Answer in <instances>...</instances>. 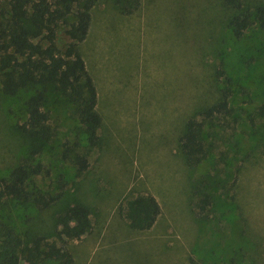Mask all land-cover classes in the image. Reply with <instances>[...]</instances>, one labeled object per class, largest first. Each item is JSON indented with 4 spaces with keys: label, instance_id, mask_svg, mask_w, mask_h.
Segmentation results:
<instances>
[{
    "label": "rangeland",
    "instance_id": "obj_1",
    "mask_svg": "<svg viewBox=\"0 0 264 264\" xmlns=\"http://www.w3.org/2000/svg\"><path fill=\"white\" fill-rule=\"evenodd\" d=\"M7 10L1 0L0 19ZM230 13L223 0H98L80 49L99 92L102 143L90 148L74 103L54 95L45 105L54 136L31 155L19 130L26 96L0 90V179L40 161L49 173L35 176L33 186L48 197L62 194L45 209L4 197L2 219L25 239L46 235L60 245L56 211L88 205L92 231L68 239L76 264H190V256L201 264H264V29L255 24L236 37ZM73 19L58 26L61 48ZM225 87L231 114L207 124L209 156L191 172L178 138L187 119L216 103ZM77 153L89 159L84 172ZM147 192L162 212L151 229L135 230L120 206ZM206 193L212 202L203 211ZM17 264L29 263L20 256Z\"/></svg>",
    "mask_w": 264,
    "mask_h": 264
},
{
    "label": "trees",
    "instance_id": "obj_2",
    "mask_svg": "<svg viewBox=\"0 0 264 264\" xmlns=\"http://www.w3.org/2000/svg\"><path fill=\"white\" fill-rule=\"evenodd\" d=\"M98 0H7L8 10L0 19V90L8 96H26L27 116L19 130L31 141V155L40 154L54 136L50 113L45 109L49 97L64 96L75 105V112L86 134L90 148L101 145L99 129L104 123L98 111L97 84L87 67L80 45L87 38L92 8ZM1 2V0H0ZM230 10L228 26L236 37H242L253 25L264 29V5H246L244 0H223ZM138 3L136 8L138 7ZM126 13L128 11H125ZM130 12V11H129ZM74 17L67 29L70 41L65 48L57 43L61 22ZM224 73L218 70V76ZM231 89L220 90L219 100L190 116L178 138V147L189 171L203 164L209 156L207 124L221 115L231 114ZM264 119V98L258 108ZM75 165L80 172L88 169L86 155L77 153ZM48 174L43 162L19 164L0 179V209L4 197L20 202H35L41 208L58 203L62 194L46 196L33 186L35 176ZM201 182V181H200ZM194 189L200 190L194 183ZM212 202L204 194L198 203L205 210ZM124 217L135 230L151 229L162 212L158 198L150 192L139 193L120 206ZM57 240L46 241V235L23 238L0 214V264H17L21 256L29 264L54 260L56 264H76L68 239L79 238L93 229L91 209L80 202L67 204L55 213ZM48 246L44 249L43 246ZM190 264H201L190 256Z\"/></svg>",
    "mask_w": 264,
    "mask_h": 264
}]
</instances>
